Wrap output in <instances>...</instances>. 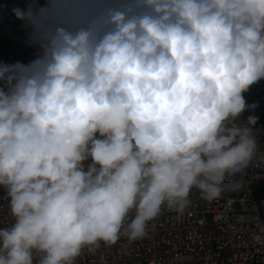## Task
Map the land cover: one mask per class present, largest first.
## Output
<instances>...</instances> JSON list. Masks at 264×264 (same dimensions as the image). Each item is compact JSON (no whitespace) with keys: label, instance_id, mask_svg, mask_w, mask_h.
<instances>
[{"label":"clouds","instance_id":"9594fccd","mask_svg":"<svg viewBox=\"0 0 264 264\" xmlns=\"http://www.w3.org/2000/svg\"><path fill=\"white\" fill-rule=\"evenodd\" d=\"M0 64V264H75L162 208L219 198L258 153L264 0H29Z\"/></svg>","mask_w":264,"mask_h":264},{"label":"built area","instance_id":"2783aa9c","mask_svg":"<svg viewBox=\"0 0 264 264\" xmlns=\"http://www.w3.org/2000/svg\"><path fill=\"white\" fill-rule=\"evenodd\" d=\"M29 0H0V8H23ZM43 5L45 0H36ZM28 30L19 21L0 24V64L28 63L35 49L27 43ZM246 103L239 119L264 117V80L244 93ZM258 153L249 166L212 201L198 190L189 195L183 212L162 208L146 229L143 238L129 242L121 238L115 245L95 252L84 250L75 264H264V126L256 124ZM11 223L7 198L0 189V228Z\"/></svg>","mask_w":264,"mask_h":264},{"label":"water","instance_id":"95a60500","mask_svg":"<svg viewBox=\"0 0 264 264\" xmlns=\"http://www.w3.org/2000/svg\"><path fill=\"white\" fill-rule=\"evenodd\" d=\"M11 10L12 8H0V24L15 25L18 22Z\"/></svg>","mask_w":264,"mask_h":264},{"label":"rangeland","instance_id":"374dc122","mask_svg":"<svg viewBox=\"0 0 264 264\" xmlns=\"http://www.w3.org/2000/svg\"><path fill=\"white\" fill-rule=\"evenodd\" d=\"M27 3H22V5H26ZM257 124L264 126V117H260L257 119ZM264 188V187H263Z\"/></svg>","mask_w":264,"mask_h":264}]
</instances>
